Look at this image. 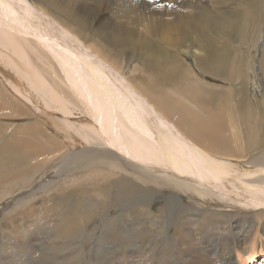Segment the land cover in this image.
Returning <instances> with one entry per match:
<instances>
[{
	"label": "bare ground",
	"instance_id": "bare-ground-1",
	"mask_svg": "<svg viewBox=\"0 0 264 264\" xmlns=\"http://www.w3.org/2000/svg\"><path fill=\"white\" fill-rule=\"evenodd\" d=\"M262 7H264V0H0V26L2 27L0 35L7 34V37L4 38L12 41L20 48H24L26 44L33 45L26 37H20L21 35L26 36L30 34L37 39H42L41 41L45 40L47 43H50L49 45L56 46L53 49L49 47L50 50L48 52L51 51L53 53L51 56H54L59 61L63 73L64 67L67 68L66 73L71 72V80L68 82L65 78L68 82L67 84L63 77L57 74L58 72L55 70V73H52V78H46V71H43L40 67L35 66L34 70L31 71L28 65H26L28 68V80H32L31 77H34L38 79L39 83H44V111L50 114L48 108H53L60 110L65 115L69 111V108H66L68 103H71L70 99L67 98L68 94L62 90L59 91L57 87L60 81L69 85L70 89L77 92H71L72 97L79 95V97L87 99L84 90L78 87L76 80L81 77V80L84 79L87 82L86 78L81 72L80 75L83 76H77L74 70V67L79 68L80 65L86 67L88 70V75L86 76H88L90 83H99L96 85L99 87V92L103 95L99 94L104 99L99 109L106 111V115L110 117L111 121V125L108 123L110 126L107 129L100 130L93 125L92 127H95L93 130L104 132L106 134L104 142L108 141L110 145L117 147L118 151L123 150L135 159L133 160L129 158L130 156L122 155L118 151H114L106 146L103 148H87V146L83 149H72L69 152L70 154L66 156L60 155V151L62 152L68 148L67 142L74 147L76 145L75 142L78 143V139L72 138L71 134L68 133L69 141L54 139L50 137L45 126L44 152L35 143L32 144V141H29L30 143L24 141L23 138V141L6 142L5 146L7 149L10 148V150L2 153L0 157L6 160L8 169L2 167V164L0 165V184H5V182L17 179L18 177L19 179H23L30 172L39 169L40 166L43 167V165L45 166L47 163H50L56 155H60L62 161L65 160L61 164L62 168L65 166L66 161L67 165L71 164V166H68L64 171H60L59 167L55 175L56 178L52 177L53 179L48 181L47 185L50 186L54 184L55 180L62 179L75 171L88 170V167H91L89 172H87L88 177L94 175L98 177L100 171L103 172V170L94 168L105 164L106 168H112L113 172L110 173V177L113 173V180L118 177L116 173L125 172L138 175L142 181L151 179L159 184L150 186L143 183V187H141V190L139 189L141 192L135 194L134 197H132L133 195L125 197L124 194V201H120L121 209L117 207L115 209L117 216L119 215L121 218L131 217L124 214L126 211L124 209L134 205H137L134 209L138 212L146 211L145 217H148L154 208L165 213V217L161 220V223H154L159 233L157 239L153 238L152 242V244L156 245L155 250L151 247V244H147L148 248H138L139 246L133 244V247L126 248L127 250H123L122 252L116 251L109 257H104L101 263H97L93 255L86 258L87 256L83 249L86 235L87 233L89 234V232H86L87 228L91 227L89 236H93L94 239L92 248L90 249L93 254L95 247H101L103 244V237L101 235L104 229L103 224L110 225L106 221V218L110 221L118 220L117 216L104 212V216H101V223H97L96 220L97 217H100V214H98L100 210L96 206L89 207V212L86 215L74 206L77 203L74 200L80 196L74 194V191L78 190L76 185L78 187L85 186L84 190L80 188L82 190L80 191L81 193L92 189L91 192L97 191L100 193V197L102 195L101 198L105 196L102 192L103 189L105 190L104 185L101 186L100 183L99 186L90 187L86 183L89 178H79L78 180L76 179L77 182L75 183V179L70 182L76 188L67 189L66 194H56L53 198L56 202H61L62 199L64 204L68 203L67 205L61 204L59 206H63V210L58 209L56 216L51 217L53 212L45 204L48 203L47 198L40 204L31 202L32 204L30 203L29 206H26L28 209L18 213L9 223L5 224V227L2 225L4 232L9 236L15 237V235L18 236L17 234L25 235L26 230L36 231L39 224L40 227L46 224L49 236L55 239L54 241L57 240L58 244L61 245L57 251L56 249L47 250L53 256L61 253L64 256L61 259V264H70L73 260L79 262L80 259L85 264H130L128 262L132 264H264V216L262 219L258 216V212H262L264 215V181L262 180L264 165H255V167H253L254 165H250V168L244 170L242 168L243 165H241V168L236 169L232 163L234 159L237 161L239 159L242 160L249 153H252V151L258 150L261 146L264 147V118L258 114V116L254 115L255 118L252 120L253 109H250L248 102L240 103L236 108L240 112V116H238L239 118L241 117L240 125L238 126L234 123L237 126V132L234 133L231 122H224L227 113L222 114V112L218 111L216 115L207 116L215 110L209 106L211 101L209 102L207 94L202 95L203 90L189 87L186 83L183 93L188 96V98H185L189 103L187 107L178 98L176 87H173V84L176 83L178 86V81L187 79V75L192 74L190 68L187 67L188 64H185L181 56L182 54L184 56L193 55V58L200 64L201 68L204 66V62H208L210 64L208 66L211 67L208 69V66H204L202 70L220 77V67L226 56L222 55L225 51L219 43L216 44L217 50H212L214 43L221 38L222 34L224 35V39H228L232 34V30H235V22L247 10V15H250L251 20L246 22L244 34L251 32L250 34L253 39L250 44L252 46H256L257 41L263 43L264 32L260 31V27L257 24L255 25V15L259 13V10H263L261 9ZM262 21H264V18ZM250 22H252V26L248 25ZM206 29H209V31L211 29L213 33L211 31L207 32ZM242 32H244L243 29ZM18 34L21 35L19 36ZM100 37L108 41L109 47H112L109 49L112 52L114 49H119L121 53L125 50L128 52L136 50L135 53H138L139 57L145 58V63L142 64L141 70H138L139 74L136 75L138 81H134L132 75L130 77L132 80L127 78L126 75L124 76L123 69L120 72L118 70L119 67L115 64L116 62L114 63L112 58L110 60L100 50L101 47L105 46L103 44L101 47L97 46L98 43L96 44V42H98ZM246 37L247 35L243 36V41L247 40ZM48 40L53 43L48 42ZM155 42L157 43L155 44ZM92 44H95L98 48ZM158 45L169 50L170 56L162 55L159 51L160 48H157ZM33 49H36V47H33ZM200 54L201 56H199ZM110 57L112 56L110 55ZM205 57L208 61L204 60ZM263 57L264 54L261 56V60ZM154 58L159 59V61H153L152 59ZM235 58L236 56L233 54L232 60H235ZM114 59L115 61L119 60L118 56L117 59ZM164 59H167V63L162 61ZM49 60L52 62L51 59ZM138 60L136 58L135 66ZM50 61L48 62L51 63ZM235 63H233L234 66ZM162 64H167V66L160 72L158 71L155 77L151 75L153 73L151 72L150 76L152 78L149 77V82H144L145 80L148 81V78L145 76L148 74V70L160 68ZM260 64H264V60L260 61ZM175 65L176 67L174 68L173 66ZM118 66L120 65L118 64ZM53 68L55 67L52 65L48 66L46 68L48 69L47 73L50 69L53 71ZM0 70L2 71L1 74L4 80L10 84L13 90L18 91L17 86L21 85L23 77L17 75L16 78L7 70L2 68ZM165 72H167L166 75ZM20 79L22 80L20 81ZM150 80H155V82L153 81L154 84ZM31 83L33 84V81ZM87 83L84 86L85 88L90 85L88 83L89 85L87 86ZM92 84L90 86L93 91ZM33 87L36 88L34 84ZM6 88L8 87L6 86ZM193 89H197L195 93ZM2 93L4 94V92ZM10 94L16 97L11 90H9L8 96ZM217 97L218 95L213 97L215 102H217L216 106H218L219 102L216 99ZM181 98L183 99V97ZM3 104L7 108H3ZM231 104L232 108L235 107L233 102ZM15 105L19 106L20 109L15 107ZM27 108L28 106L22 101L19 102L17 97L12 98L9 96L8 101H5L4 96L0 97V114L2 115L27 116L29 111ZM85 108L87 113H93V111L89 110L90 107ZM102 112L100 111V113ZM37 116L41 119L43 117L53 130L59 132L62 129L53 117L51 121H48L44 115ZM89 116L93 118L94 115ZM93 119L95 120V118ZM10 122L1 121L0 128L4 123L11 125L12 123ZM252 122L254 124L260 122L262 127H256L258 125L252 126ZM228 125H230V130L234 136L232 139L228 133L227 135L225 134V126ZM128 126L132 127V130H129L128 134L134 132V136L127 135L129 137H126L123 134L124 130L123 132L121 131ZM16 133L26 137L25 127L19 126L13 131V134ZM81 135L83 137L87 136L85 132ZM237 148L238 151L236 150ZM56 149L59 150L54 152ZM13 150H18L19 157L23 159L22 161L18 159V164L9 161ZM130 150L132 153H130ZM217 155H224L229 162L223 161L222 157L216 158ZM149 160L152 162V165L148 162ZM12 169H14L15 176L13 174H6ZM117 180L126 179L119 176ZM7 186H9V183H7ZM136 191L138 192V190ZM85 193H82L81 196L85 195ZM2 195L0 194L1 197ZM31 196L33 195L31 194ZM31 199L32 197L29 200ZM108 200L110 202V199ZM158 201H162L163 206L155 205V202ZM149 206L151 208H148ZM121 210L124 211L120 212ZM190 210L192 212L188 213ZM198 210H201L203 213L198 215L193 212ZM248 210H253L254 213L241 214V211L247 212ZM159 218H161V215ZM178 221H180L181 227L180 229H175L173 238L170 227L177 224ZM195 225H201V230L196 231L197 228L193 229ZM13 241L15 242V240ZM76 243L77 247L75 246ZM183 244L187 247V251L183 250ZM3 245L5 243L2 244V247ZM28 246L30 248V245ZM168 249H170V252H168ZM65 250L71 251L64 252ZM144 250H154L155 256L144 255ZM39 251L41 250L39 249ZM200 251L202 252L198 254L199 260L196 261L178 257L181 254L190 255V253L194 254ZM17 253L16 255L21 254L22 256L24 252ZM212 255L215 256V259L217 257V261H214V263ZM58 256L60 255L58 254ZM22 262L24 263V261ZM19 263H21L20 260Z\"/></svg>",
	"mask_w": 264,
	"mask_h": 264
},
{
	"label": "rangeland",
	"instance_id": "rangeland-1",
	"mask_svg": "<svg viewBox=\"0 0 264 264\" xmlns=\"http://www.w3.org/2000/svg\"><path fill=\"white\" fill-rule=\"evenodd\" d=\"M261 9H263V10H259V13L255 15V19H256L255 25L257 24V26L260 27V31L264 32V21H262V19L264 18V7H262ZM247 12H248V10L245 11V13L242 14L237 19V21L235 22V26H234L235 30H232V34H231V36H229L228 39L227 38L224 39V35L222 34L221 38H219L218 41L216 43H214V48L212 50H217L216 49V44L219 43V44H221V46L223 47V49L225 51V52H223L222 55L226 56L225 60L223 61L222 65L220 67V77H216L214 75H211L209 72L207 73V72H204L202 70L204 68V66L207 67L208 65H210L208 62H204L203 63L204 66L201 68L200 64L197 61H195V59L193 58V55L184 56V54H182V55L180 54L182 56V58L184 59L185 64L186 65L188 64L187 67L190 68L192 74L191 75L188 74L187 77H186L187 79H182V80L178 81L177 82V84L179 83L178 86L176 85V83L173 84L174 85L173 87L174 88L176 87L175 89H176V91H178V92H176L178 98L180 100H182L183 103H185V105L187 107H188L189 103L186 101L185 98H188V96L186 94L184 95V93H183L184 92L183 90H185V87H186V83H187V86L189 85V87L191 86V87L199 88V89H201V91L203 90L202 91L203 94L202 93L201 94L202 95H204L205 93L207 94L209 102L211 101L210 102L211 104H209V106L215 110L214 112L209 113L207 116L209 117L211 115H216V114H218V111L222 112V114L223 113H225V114L227 113V117L228 118L226 117L224 119V122L225 123L227 121L231 122V124L233 126L234 133L237 132V129H236L237 126H235L234 123L237 124L238 126L240 125V118L241 117L240 118L238 117V116H240V112L237 111V109H236L239 106L240 103L248 102V106L250 107V109H253V113H252L253 116L251 115V119L252 120H254V118H255L254 115L258 116V114H260L262 116V118H264V77H263V75H264V72H263L264 71V64H260V61L264 60V57L261 60V56L264 54V49H263L264 42L260 43L259 41H257L258 42V43H256L257 45L256 46H252V44H250L251 40L253 39L252 35L250 34L251 32H248L247 34H244L245 33V29H246V22L251 20L250 19V15H247L248 14ZM248 25L252 26V22H250ZM244 26H245V28H244ZM0 29H2L1 26H0ZM242 29L244 30V32H242ZM206 31L207 32L211 31L213 33V31L211 29H210V31H209V29H206ZM18 35L20 36L21 34H18ZM244 35H247V37H246L247 40H245V41H243V36ZM4 37H7V34L4 33V34L0 35V68L7 70L9 73L13 74L15 77L17 75L23 77L22 78L23 80L20 79V81L21 80L22 81H21V85L17 86L18 87V91L13 90L12 87L10 86V84L6 80H4V77L1 74L2 71L0 70V97L4 96L5 97V101H8L9 96L12 97V98H16L17 97L19 102L22 101L28 106L27 109L29 111L27 113V116H14V115H11V114H4V115L0 114V122L1 121H11L10 123H12L11 125H6V123H4L2 125V127L0 128V156H1L2 153L10 150V148L7 149L5 144H7V143H9L11 141H19V140L23 141L22 138L24 139V141H28V142L32 141V144L35 143V145L38 148L42 149L41 151L44 152L43 149H44V127L45 126H46L45 128H47L46 131L49 133L50 137H52L54 139H57V140L58 139L68 140V134H71L72 138L78 139V143L75 142V144H76L75 146L76 147L75 146L73 147L72 145H69L68 142H67L66 145L68 146V148L64 149L65 150V151L63 150L64 152L60 151V153H61L60 155L66 156L67 154H70L69 152L72 149L73 150H78V149H83L84 147L86 148L87 146H88L87 148H97V147H102L103 148V147L106 146V147H110L114 151H118V148L115 147V146L113 147L112 145H110V143H108V141H106L107 144H106V142H104V139L106 138V134L104 132H99L97 130V132H98L97 133L96 131L93 130V129H95V127L97 129H100V130L107 129L111 125L110 124L111 121H110V117H108L106 115V111L99 109L100 104H102V102H104V99H102L103 95L99 92V87L96 85V84H99V83H96V84L90 83V80H89L88 76H86V75H88L87 68L83 67L82 65H80L79 68L74 67V70H75V74L77 76H83V75L85 76L86 81L90 85L91 84L93 85V88H94L93 91H92L91 86L87 82H85L84 79L81 80V77H80V79L79 78L76 79L77 80V85H78L79 88L84 90V94H85V96H86V98L88 100L83 98V97H79V95L77 97H75V96L72 97L71 92H74V93H77V92H75L72 89H70L69 85H67L68 82L71 80V72L66 73L67 72V68L64 67V73H63V70L61 68V65L59 64V61L56 60V58H54V56L53 57L51 56V54H53L51 51H50L51 53L48 52L50 49L56 48V46H53V45L51 46V45H49L50 43H47L45 40L41 41L42 39H37L33 35L28 34L26 36L25 35L24 36L21 35L20 37H24V38L26 37V39H28L30 42H32L33 45H27L26 44V46L24 48H20L19 46L14 44L12 41L6 40V38H4ZM235 37H237V38L235 39ZM99 40H101V41H99ZM48 42L53 43L52 41H49V40H48ZM90 42H92V41H90ZM40 43H42V44H40ZM156 43L157 42H155V44ZM96 44H97L98 47H101L102 44L105 45V46L101 47L100 50L109 59L112 58L114 63L116 62L115 64L117 65V67H119V69L118 68L117 69L120 72L123 69L122 72H123L124 76L126 75L127 78L132 80L130 78L131 75H132L134 77V81H138V79H136V75L139 74L138 70H141V68H142L141 66H143L142 64L145 63V58L143 59L142 57H139V54L135 53L136 50H132L130 52L125 50V51H123V53H121V51L119 49H114V51L112 52L110 50L112 47H109L108 41H106L103 37H100L98 39V42H96ZM249 44H250V46H249ZM92 45L94 46L95 44H92ZM97 46L95 45L96 48H98ZM160 46L161 45L157 46L158 49L160 48L159 49L160 53L162 55H164V56H170V54H169L170 51L166 50L164 47H160ZM257 46H258V48H257ZM33 47H36V49H33ZM49 47H50V49H49ZM235 48H237V49H235ZM238 49H240V50H238ZM38 50H40V51H38ZM128 54H130V55H128ZM233 54L236 56L235 60H232V55ZM110 55L112 57H110ZM117 56H118L119 60L117 59ZM199 56H201V54ZM42 57H43V59H42ZM113 57L116 58L117 60L115 61V59ZM253 57H254V59H253ZM136 58L139 59V60L136 61L137 65L135 66ZM49 59H51L52 62ZM42 60L44 61V64H43ZM152 60L153 61H159V59H157V58H154ZM204 60L208 61L206 57L204 58ZM48 61H50L52 64L49 63ZM162 61L167 63V59H164ZM117 62H118V64L120 66H118ZM235 62H237V63H235ZM233 63H235V66L233 65ZM26 65H28V68L31 71L34 70L35 66L36 67H40V69H42L43 71H46V75H45V76H47L46 78H48V77L52 78V75H53L52 73H55L54 70L56 72H58L57 74H59V75H61L63 77L64 81L67 84H65L64 82L60 81L61 83L58 82L57 87L59 88V91L62 90L63 92L67 93L68 94L67 98L70 99L71 103L70 104L68 103V106L66 107V108H69V111L66 113L67 116L65 114H63L60 110H55L53 108H48L50 114L48 112L44 111V109H45V104H44V96H45L44 95V93H45L44 92V83H39L38 79H36L34 77H31L32 80H28L29 79L27 77L28 68H27ZM51 65L54 66L55 68H53V71H51V69H50L49 72L47 73L48 69H46V68L48 66H51ZM166 66H167V64H162L160 68H157V69H154V70L153 69L148 70V74L145 75L148 78V81L145 80L144 82H146V83L149 82V77H151L150 76L151 72H153V73H151V75L153 77H155L158 74V71L160 72ZM173 67L175 68L176 65L173 66ZM181 67H183V66H181ZM210 67L211 66H208L207 68L209 69ZM229 70H232V71H229ZM210 71H212V70H210ZM80 72L83 75H80ZM154 72H155V74H154ZM166 74H167V72H165V75ZM193 74H194V76H193ZM161 77H162V75H161ZM233 77H234V79H233ZM65 78L68 80V82H67V80ZM87 78H88V80H87ZM32 81H33V84H34V86L36 88L33 87V84L31 83ZM47 81H48V79H47ZM134 81H132V82L137 84ZM153 81L155 82V80H150V82H152L154 84ZM48 82H50V81H48ZM86 83H87V86L88 85L89 86L85 88L84 86H86ZM181 85L182 86L184 85L183 88H182ZM6 86L8 88H6ZM167 87H170V86H167ZM9 90H11L13 92L14 96H16V97H13L11 94L8 96ZM196 90L197 89H193L194 93H195ZM2 92H4V94ZM212 92H213V94L214 93L215 94L213 95ZM99 94H101L102 96L99 95ZM217 95H218V97L216 99H218V101H219L218 102V106H216L217 102H215V100L213 99V97L217 96ZM180 96L183 97V99ZM232 102H233V104L235 106L233 108H232V104H231ZM116 103H118V102L116 101ZM236 104H238V105H236ZM260 104H262V106H260ZM84 105L87 108L90 107L89 110L91 112L93 111V113L95 112V114L87 113V111H85L86 108L83 107ZM2 106H3V108H7V106L5 104H3ZM15 107L19 108V106H17V105H15ZM94 110H96V111H94ZM100 111H103V112L100 113ZM37 115H44L48 119V121H51V118L53 117L54 120H56L55 122H57L62 127V129L59 132H57L56 130H53L52 128H50L51 126L45 121V119L43 117L41 119V118H38ZM89 115H91V116L94 115L93 118H95V120L92 117H90ZM98 116H101V117H98ZM103 116H105V117H103ZM207 116H205V117H207ZM58 117L62 118L63 120L58 118ZM93 125L95 127H92ZM251 125L252 126L258 125L256 127H260V128L262 127V124L260 122L259 123H255V124L252 122ZM19 126H24L25 127V129H26V137L18 135L17 133L13 134V131L16 128H18ZM228 126H225V131H226L225 134L227 135V133H228L229 136L232 139L234 136H233V133L230 130V125H228ZM130 127L128 126L127 128L125 127L126 129L124 128V129L121 130L122 132L124 130L123 134H125L126 137H129L127 135H130V136H134L135 135L134 132H131V133L128 134V131L132 130V127L131 128ZM28 132H30V133H28ZM84 132L87 134V136L85 135V137H83L81 135ZM4 133H5V135H4ZM64 136H66V137H64ZM261 147L258 150H255V151H252V153H249L242 160L239 159L237 161V160L234 159L232 161V163L234 165L233 167L236 168V169H239V168H241V165H243L242 168H244V170H247L248 168H250V165H254L253 167H255V165L256 166L264 165V149H263L264 147L263 146H261ZM4 148L7 149V150H5ZM58 150L56 149V150H54V152H57ZM236 150L238 151V148ZM120 151H118V153H120L122 155H125V156H128V157L130 156V155L127 154V152H124L123 150H120ZM50 153H53V152H50ZM130 153H132L131 150H130ZM60 155H58V156L56 155L55 157H53V159L50 161V163H47L45 166L44 165H43V167L40 166L39 169L30 172L25 178H23L24 180L22 178L19 179V177H18L17 179L15 178V179H13L11 181L5 182L6 185L5 184H0V194L1 195H2V193H3V195L6 194L4 197L2 195L3 200H2V197L0 196V198H1L0 199L1 200L0 201V243H1L0 244L1 245L0 246V261H1L0 264H15V263L16 264H27V263L28 264H61V259L64 256L61 255V253H58L60 256H58V254H57V256L54 255L55 258H56L55 259L53 254L52 253L50 254V252L47 250V249H51V250L56 249V251H57L61 247V245L58 244L57 240L54 241L55 239H53L52 237L49 236L47 225L45 223H44L45 225L44 226L41 225V227H40V224L37 225L38 228H37L36 231L33 230L34 232L32 230H26V232L24 233L25 235L17 234L18 236L15 235V237H14V236H9V235H7L6 232H4L5 224L9 223L13 219V217H15L18 213L23 212L24 210L28 209V208H26V206H29V204L31 202L40 204L41 202L43 203L44 199L47 198L46 200H48L47 201L48 203H45V204H47V208H49V210H51L53 212L51 214V217H54V216H56V213H57L56 211L58 209H62L63 210V206L59 207L61 204L62 205H65V204L67 205L68 204V203L64 204V202H62V199H61V202L54 201L53 198L56 196V194L57 195H63V194L67 193V191H68L67 189L70 190L71 188L74 189V188L77 187L78 190L74 191V194L80 195V196L78 197L79 199L76 198L77 200L76 199L74 200V201H77V203L74 204V206L80 212L83 211L85 213V215L89 212V210H88L89 207L96 206L100 210L99 213H98V214H100V217H97L96 221H97V223H101L102 217L104 216V214H103L104 212L109 213V214H111L113 216H117V212H116L115 209H116V207L121 209L120 208V203H121L120 201H122V200L124 201V197H123L124 194H125V197H129V196H132V195H133L132 197H134L135 194H138L139 192H141V191H139V189L141 190V187H143L144 184L150 185V186L159 185L156 181H153L151 179L148 180V181L143 180L144 181L143 182L140 179V177H138V175H135V174L132 175L133 173H125V172H123V173L121 172L119 174L116 173V176H118V177L120 176V178H123V179H126V180H119L118 181L117 180L118 177H116V176H115L116 179L114 178V180H113V178H112L113 177V173H112V175L110 177V173L113 172L112 168H106V165L102 164V165L94 168V169L98 168L100 170L101 169L103 170V172L100 171V175L98 174L99 175L98 177H96L95 175L91 176L92 178L88 177L87 172H89V170L91 169V167H88L89 168L88 170L75 171L74 173H71V174L65 176L62 179H58L57 181L55 180L56 183L54 182V184H51L49 186V185H47V182L52 180L53 178L54 179L56 178L55 175H56L57 169L59 167L61 169L60 171H64L68 166H71V164L67 165V161H66L65 164H64L65 166L62 168L61 164L65 160L62 161ZM10 157L11 158H9V161L14 163V164H18L17 163L18 159L20 161L23 160L21 157H19L18 150H15V151L13 150L12 151V155ZM221 157H222L223 161H228L229 162V160H227V157H225L224 155H217L216 156V158H221ZM129 158L135 160L131 156ZM79 160H81V158H79ZM148 162L150 164L152 163L150 160ZM0 165L2 167H6V169H8V166H6V160L2 159L1 157H0ZM13 171H14V169L8 171L6 174H13V176H15V173ZM33 174H35V175H33ZM262 176H263L262 180L264 181V173H263ZM79 178L80 179L89 178L86 183L90 187L99 186L100 183H101L100 184L101 186L104 185L103 187L105 188V190L103 189L102 192H103V195H105V196L108 195V196H106L107 198L105 196H103V198H101L102 195L100 197V193H98L97 191L91 192L92 189L89 190L91 193L89 191H83L82 193L86 192L87 194L85 193V195L81 196L82 193L80 191H82V190L80 188H82L84 190L85 186L84 187H82V186L78 187V185H76V187H75V186H73L74 184L70 183L72 180H74V179L78 180ZM107 179H108V181H106ZM19 180H21V181H19ZM77 180L74 181V183L77 182ZM94 180H95V182H94ZM98 180H99V182H98ZM13 181H14V183H13ZM109 181H111V182L109 183ZM67 182H69L70 185ZM7 183H9V186H7ZM64 183H65V185H64ZM115 183H116V185H115ZM41 186H42V188H41ZM107 186L109 188H111V189H109ZM137 186H139V187H137ZM136 190H138V192ZM4 191H6V192L4 193ZM95 192H96V194H95ZM106 192H107V194H106ZM31 194L33 196H31ZM86 195L88 196V198H87ZM83 196H86V197L82 198ZM89 196H90V198H89ZM12 197H13V199H12ZM31 197H32V199L29 200ZM80 197H81V199H80ZM130 198H127V199H130ZM91 199H92V202H91ZM108 199H110V202H109ZM113 199H116L117 201L113 200ZM127 199H125V200H127ZM101 201H103V202H101ZM161 202L162 201L155 202V205L163 206V202L162 203ZM108 203H109V206H108ZM111 203H112V205H111ZM122 205H123V203H122ZM136 207H137V205H134V206H131V207H128V208L124 209V210H126L124 212V214H127L128 216H131V217H128V218L122 217L121 218V216L118 215L117 216V220L118 221H113V220L110 221V220H108L106 218V221H108L110 223V225H105V223L103 224L104 225L103 226L104 229H103V232L101 233V235L103 237V244L101 245V247H95V251H94L93 254L91 253L90 249L92 248L91 246H92V243H93L94 239H93V236H91V235L89 236V234L91 232V227L87 228L86 232H89V234L87 233L86 236L88 238L85 236L86 237L85 241H84L85 244L83 243V249H84L85 255L87 256L86 258H89L91 255H93V257L95 258V261L97 263H101L103 261L104 257L105 258L109 257L112 253H114L116 251L117 252H122L123 250H127V249L133 247V244H136L137 246H139L138 248H148L149 246L147 244H151V247L155 250L156 245L152 244V242H153V238L157 239V237L159 236V233L157 231L158 228H155L156 226H155L154 223H161V220L165 217V213L159 211V209H155L154 208L152 210V213L148 217H145L144 214H145L146 211L145 212L144 211L138 212L137 210L134 209ZM144 207H146V206H144ZM148 208H151V207L149 206ZM85 209H87V210H85ZM124 210H121L120 212H122ZM144 210H145V208H144ZM191 212H192L191 210L188 211V213H191ZM193 212L197 213L198 215L203 213V212H201V210H198L196 212L193 211ZM243 213L251 214V213H254V211L253 210H248L247 212L241 211V214H243ZM159 214L161 215V218H159L160 217ZM258 216L262 219L264 215H263L262 212H258ZM43 222H45V220H43ZM2 225H4V227ZM100 225H102V224H100ZM172 226L170 227V230H171L172 237L174 238L175 229H180V227H181L180 221H178L177 224H174ZM193 229H196V231H200L201 230V225H195L193 227ZM42 231H46V232H42ZM34 233H35V235H34ZM38 233H39L40 237L38 236ZM46 235H48V236H46ZM23 239H25V240H23ZM13 240H15V242ZM89 240H91V241H89ZM9 241L13 245H11ZM4 243H5L6 247H4L5 245H3V247H2V244H4ZM23 245H25V246H23ZM28 245H30V248H29ZM75 246L77 247V243L75 244ZM22 247H25V248H22ZM76 247H75V249H76ZM182 247H183V250L187 251V249H186L187 247L184 244L182 245ZM6 248H9L10 251H12V252H10L9 249H6ZM36 248H37V250H36ZM19 249H21L22 252L19 251ZM23 249H25L26 251L25 250L23 251ZM39 249L43 252L44 255L42 254L41 251H39ZM75 249H73V250H75ZM154 250H152V251L144 250L143 253H144V255L155 256V251ZM168 250H169L168 252H170V249H168ZM17 251H18V253H17ZM35 251H36V253H35ZM66 251H71V250H65L64 252H66ZM145 251H147V252H145ZM1 252L4 253V254L2 255ZM201 252L202 251H200L198 253H194V254L190 253V255L189 254H186V255H182L181 254V255H178V257L179 258H184V259H187V260H190V261H196V260H199L198 254H200ZM8 253H10V254H8ZM16 253L17 254L23 253V254L21 256V254L16 255ZM37 253H39V254L37 255ZM34 254H36V255H34ZM15 257H16V259H15ZM50 257H51V259H50ZM58 257H60V258H58ZM17 259H19L21 263H19V260L17 261ZM21 259H23V260H21ZM15 260H16V262H15ZM22 261H24V263ZM214 261H217V257L215 259V256H213V263H214ZM174 262H176V261H174ZM74 263L75 264H85V262H83L81 259L79 260V262H77V260H73L70 264H74ZM128 263L132 264L131 262H128Z\"/></svg>",
	"mask_w": 264,
	"mask_h": 264
}]
</instances>
